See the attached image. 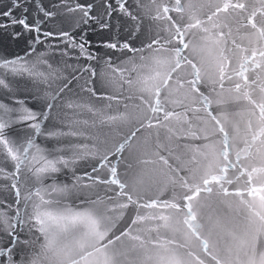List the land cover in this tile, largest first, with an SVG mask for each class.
Here are the masks:
<instances>
[{"label":"snow or ice","instance_id":"1","mask_svg":"<svg viewBox=\"0 0 264 264\" xmlns=\"http://www.w3.org/2000/svg\"><path fill=\"white\" fill-rule=\"evenodd\" d=\"M5 39L0 264H264V0H0Z\"/></svg>","mask_w":264,"mask_h":264},{"label":"water","instance_id":"2","mask_svg":"<svg viewBox=\"0 0 264 264\" xmlns=\"http://www.w3.org/2000/svg\"><path fill=\"white\" fill-rule=\"evenodd\" d=\"M3 2H7V0H3ZM111 23L113 25V28L111 31L108 30H101L98 25L94 24H89V26L84 30L86 32V38L91 42L93 46V50H96V47L98 45H101L105 40H112L115 38H118L117 36V28L116 25L118 24V19L116 16L112 17ZM47 27H51V25H48ZM59 27V25H57ZM70 25H65L64 30H69ZM19 30V29H17ZM47 30V29H45ZM125 33L121 31L119 33V36H124ZM79 39V36L77 37ZM233 38L236 39L237 43L241 44L242 46H249V41L246 38H242V33L241 34H236L234 30V35ZM50 44H55L57 41L52 40L49 41ZM24 40H20L19 42H13L9 41L7 39L4 40L3 45H0V48H3L4 52L6 53H11V54H22V51L24 49ZM100 52H105L108 51L107 49H104L102 47L99 48ZM246 106L241 104V105H230L227 108L224 109L227 113H229V118L233 122H239L241 125V128H243L244 121L247 119V115H235L237 112L243 113L244 108ZM83 119H89L90 117L88 115H84L82 117ZM122 131H128L127 128L122 129ZM148 133H138V136L143 138L144 136H147ZM160 136L161 140L163 141V138L165 136V132L163 129L160 130ZM155 135H154V130H153V137L152 140L154 141ZM83 167V165H82ZM60 179H64L63 176L60 177ZM50 182V181H48ZM199 216H200V222L205 226V232L209 228H212L214 225V222L216 218L219 216L221 219H223L225 222L231 220L233 217L236 215L235 207L232 209H229L223 204H220L216 202V198L212 199L211 205L208 207H199ZM211 218V219H210Z\"/></svg>","mask_w":264,"mask_h":264}]
</instances>
